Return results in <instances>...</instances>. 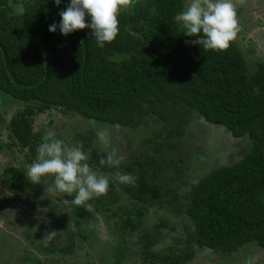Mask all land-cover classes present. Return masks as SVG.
<instances>
[{
    "label": "trees",
    "instance_id": "trees-1",
    "mask_svg": "<svg viewBox=\"0 0 264 264\" xmlns=\"http://www.w3.org/2000/svg\"><path fill=\"white\" fill-rule=\"evenodd\" d=\"M13 3L24 12L17 14ZM69 3L0 0V91L22 103L6 123L10 145L31 161L42 142L33 131L34 117L54 109L121 128L142 125L148 151L128 154L116 168L90 144L97 136L93 131L72 137L71 144L82 145L98 173L120 171L138 180L135 186L110 180L106 195L86 202L91 212L70 202L73 226L59 228L55 244H35L24 260L33 257L40 264L41 253L48 264H66L54 256L73 255L74 247L83 248L85 260L70 264H190L198 248L222 260L251 242L264 252V59L249 73L234 41L225 51L191 44L196 37L185 36L174 19L184 10V0H134V8L118 16L116 39L104 47L90 28L66 36L59 28L50 32L49 25L59 23L58 13ZM192 114L232 136H245L249 145L235 162L189 183L177 147ZM9 170L16 177L9 180L10 190L25 191V168ZM181 186L187 187L182 193ZM151 207L188 220L178 225L160 215L146 228ZM85 219L103 220L110 240ZM162 228L181 234L157 249ZM4 235L0 231V239Z\"/></svg>",
    "mask_w": 264,
    "mask_h": 264
},
{
    "label": "rangeland",
    "instance_id": "rangeland-1",
    "mask_svg": "<svg viewBox=\"0 0 264 264\" xmlns=\"http://www.w3.org/2000/svg\"><path fill=\"white\" fill-rule=\"evenodd\" d=\"M16 5L17 3H13L14 7ZM186 5L187 0H184L183 9ZM261 8H263L261 17L264 18V0H245L243 4H236L240 31L234 42L244 55L249 73L255 67L256 61L264 59V19L255 20L256 17L253 16L255 12H260ZM21 106V102L0 91L1 128H4L7 117L14 114ZM191 117V121L184 128L185 133L177 147V152L182 158L180 163L182 172L189 183H194L211 169L221 164L235 162L248 148L249 140L245 136H232L221 125L208 124L194 114ZM88 130L93 131L96 135L101 131L106 132L104 141L97 135L90 144L100 148L108 156L113 155V158L121 155L126 157L128 154L138 155L143 150L144 152L148 151L147 144L142 142L148 137V131L142 125L136 129L121 128L108 122L83 118L76 114H62L54 109L36 115L33 121V131L39 133L41 140L46 133L51 131L56 134L57 139L63 140L70 146L73 145L71 144L72 137ZM7 142H9L8 158L2 156L4 150L0 146V231L5 234L0 239V264H36L33 257L24 260L23 255L28 251H35V244H42L46 241L55 244V240H57L55 233L59 228L66 224L73 226L75 216L69 211V204L75 194L70 198L67 194L61 197L58 196L61 195L59 193L47 191L48 186L54 182L52 175L44 177L40 184L30 182L27 170L35 160L37 153L29 161L26 159L25 151L18 150L16 145H10L9 139ZM171 154L174 156L175 152L173 151ZM8 165L9 167L15 165L25 168L27 181L25 191L12 192L10 190L9 180L13 181L15 175L7 168ZM165 172L171 174L168 169ZM186 189L187 187L181 186L179 192L182 193ZM9 192L11 195H8ZM124 197L122 195V199ZM160 215H164L178 225L180 220H188L184 214H172L151 207L146 220V228H151L156 224ZM85 220L86 225L90 229L97 230L104 241L110 240L108 234L111 235V233L104 228L103 220L96 222L90 219ZM50 232H54L52 239H49ZM161 232H163V237L155 246L157 249L164 248L174 236L181 234L179 229L170 230L169 228H162ZM82 249V247H74L73 255L67 254L63 258L55 255L54 258L62 259L66 264H70L73 259L84 261ZM37 255L41 259L40 264H48L41 253ZM24 261L26 262L24 263ZM58 262L63 264L62 261ZM190 264H264V252L258 245L251 242L240 246L221 260L208 248H198Z\"/></svg>",
    "mask_w": 264,
    "mask_h": 264
},
{
    "label": "clouds",
    "instance_id": "clouds-1",
    "mask_svg": "<svg viewBox=\"0 0 264 264\" xmlns=\"http://www.w3.org/2000/svg\"><path fill=\"white\" fill-rule=\"evenodd\" d=\"M244 2L245 0H187L185 9L174 19L185 36L196 37L190 41L191 44H202L205 50L225 51L240 31L236 4ZM54 3L59 6L61 0H54ZM134 6V0H70L67 7L58 13L59 23L49 25V31L55 32L59 28L61 34L66 36L74 31L90 28L97 45L104 47L105 42L111 43L119 33L118 16L123 11L130 12ZM15 9L17 14L24 12L22 5H16ZM254 91L258 92V89ZM97 135L104 141L106 132L101 131ZM36 152V158L27 170L29 181L40 184L44 177L52 175L54 182L48 186L47 191L59 193L61 195L58 196L61 197L64 194H75L72 202L83 206L88 212L92 211V205L86 202L106 195L110 180L131 186H135L138 180L136 175L120 171L110 175L98 173L89 165V154L83 151L82 145L70 146L57 139L56 134L51 131L42 137ZM125 159L123 155L116 158L109 155L107 162L110 166L119 168ZM53 234L54 232L48 234L49 239L53 238Z\"/></svg>",
    "mask_w": 264,
    "mask_h": 264
},
{
    "label": "crops",
    "instance_id": "crops-1",
    "mask_svg": "<svg viewBox=\"0 0 264 264\" xmlns=\"http://www.w3.org/2000/svg\"><path fill=\"white\" fill-rule=\"evenodd\" d=\"M262 9L263 8L260 9V12H255V14L253 15L254 17H256L255 20L264 19V18L261 17L263 15V13L261 12ZM8 120H9V117H7V119L5 121V126H3L4 128H1V126H0V140H1L0 146H1V148L3 150L9 145V142H7V139H9L8 129H6V123H7ZM2 130H4V132H2ZM5 137H6V139H3ZM3 155H4V158H8V156H9V155L7 156L6 153L2 152V156Z\"/></svg>",
    "mask_w": 264,
    "mask_h": 264
},
{
    "label": "flooded vegetation",
    "instance_id": "flooded-vegetation-1",
    "mask_svg": "<svg viewBox=\"0 0 264 264\" xmlns=\"http://www.w3.org/2000/svg\"><path fill=\"white\" fill-rule=\"evenodd\" d=\"M4 153H6L7 156L9 155V145L4 149ZM7 163L9 164V162H7ZM7 168H9V165L7 166Z\"/></svg>",
    "mask_w": 264,
    "mask_h": 264
}]
</instances>
